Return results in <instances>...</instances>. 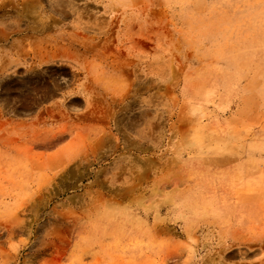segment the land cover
<instances>
[{
    "label": "rangeland",
    "instance_id": "rangeland-1",
    "mask_svg": "<svg viewBox=\"0 0 264 264\" xmlns=\"http://www.w3.org/2000/svg\"><path fill=\"white\" fill-rule=\"evenodd\" d=\"M0 42V264H264V0H0Z\"/></svg>",
    "mask_w": 264,
    "mask_h": 264
},
{
    "label": "bare ground",
    "instance_id": "bare-ground-1",
    "mask_svg": "<svg viewBox=\"0 0 264 264\" xmlns=\"http://www.w3.org/2000/svg\"><path fill=\"white\" fill-rule=\"evenodd\" d=\"M30 2L28 1L26 4H28L29 6H30V4H29ZM16 5H17V3H16ZM5 8V7H4ZM58 17V16H57ZM47 18V17H46ZM60 19V18H59ZM45 31V30H44ZM34 32V31H33ZM46 33V32H45ZM42 35V34H41ZM30 38V37H29ZM44 39V38H43ZM21 41V40H20ZM32 41V40H31ZM3 42V41H2ZM1 43V42H0ZM1 50V49H0ZM45 51V50H44ZM49 51V50H48ZM53 51V50H52ZM42 52V51H41ZM51 52V51H50ZM55 52V51H54ZM47 53V52H46ZM52 53V52H51ZM36 54V53H35ZM34 54V55H35ZM41 54V53H40ZM44 54H45V52H44ZM43 54V55H44ZM40 57V56H39ZM27 58V57H26ZM35 58V57H34ZM53 58V57H52ZM55 59V58H54ZM11 60V59H10ZM50 60V59H49ZM23 61V60H22ZM40 61V60H39ZM54 61V60H53ZM28 62V61H27ZM34 62V61H33ZM48 62V61H47ZM40 63V62H39ZM17 64V63H16ZM12 65H14V64H12ZM20 68V67H19ZM15 69H17V68H15ZM117 69V68H116ZM115 69V70H116ZM118 69H120V67L118 68ZM12 70H14V69H12ZM29 71V70H28ZM117 71V70H116ZM120 71V70H119ZM32 72H34V71H32ZM9 73V72H8ZM14 73V72H13ZM73 73V72H72ZM117 73V72H116ZM5 75V74H4ZM9 75V74H8ZM14 75V74H13ZM19 75V74H18ZM2 76V75H1ZM35 76V75H34ZM34 76H33V78H34ZM133 77V76H132ZM131 77V78H132ZM142 77V76H141ZM6 78V77H5ZM28 78V77H27ZM123 78V77H122ZM14 79H16V77L14 78ZM72 79V78H71ZM121 79V78H120ZM141 79V78H140ZM18 80V79H17ZM147 80V79H146ZM145 80V81H146ZM7 82V81H6ZM138 82H140V81H138ZM154 84H156V83H154ZM40 85V84H39ZM29 86H31V85H29ZM29 86H27V87H29ZM125 86V85H124ZM125 87H127V86H125ZM54 89V88H53ZM59 89V88H58ZM21 90V89H20ZM22 90H24V89H22ZM27 90V89H26ZM55 90H56V87H55ZM77 90V89H76ZM75 90V91H76ZM33 91V90H32ZM32 91H30V92H32ZM59 91V90H58ZM151 91H152V89H151ZM34 92V91H33ZM102 92V91H101ZM126 92V91H125ZM73 93V92H72ZM76 93V92H75ZM103 93V92H102ZM136 93V92H135ZM35 94V93H34ZM67 94H68V92H67ZM84 94H86V93H84ZM38 95V94H37ZM69 95V94H68ZM99 95V94H98ZM35 96V95H34ZM151 96V95H150ZM39 97V96H38ZM101 97V96H100ZM90 98V97H89ZM129 98V97H128ZM21 99H22V97H21ZM28 99V98H27ZM88 99V98H87ZM104 100V99H103ZM102 100V101H103ZM123 100V99H122ZM58 101V100H57ZM62 101V100H61ZM104 102V101H103ZM106 102V101H105ZM41 103V102H40ZM51 103V102H50ZM49 103V104H50ZM87 103V102H86ZM90 103V102H89ZM56 104V103H55ZM60 103L58 102V105H59ZM28 105V104H27ZM48 105V104H47ZM91 105V104H90ZM100 105V104H99ZM120 105V104H119ZM88 106V105H87ZM37 107V106H36ZM43 107V106H42ZM101 107V106H100ZM111 107V106H110ZM151 107V106H150ZM149 107V108H150ZM60 108V107H59ZM86 108V107H85ZM98 108V107H97ZM58 109V108H57ZM63 109V108H62ZM101 109V108H100ZM152 109V108H151ZM49 110V109H48ZM59 110V109H58ZM98 110V109H97ZM104 110V109H103ZM122 110H123V108H122ZM2 111V110H1ZM38 111V110H37ZM52 111V110H51ZM54 111V110H53ZM52 111V112H53ZM86 111V110H85ZM95 112V111H94ZM115 112V111H114ZM38 113V112H37ZM90 113V112H89ZM91 113H92V111H91ZM99 113V112H98ZM57 114H58V112H57ZM60 115V114H59ZM93 115V114H92ZM103 115V114H102ZM154 116V115H153ZM65 117V116H64ZM116 117V116H115ZM42 118V117H41ZM84 118V117H83ZM154 118V117H153ZM110 119V118H109ZM79 120H81V119H79ZM113 120V119H112ZM109 121V120H108ZM150 123V122H149ZM148 123V124H149ZM153 126V125H152ZM149 132H150V129H149ZM249 245V244H248ZM227 248V247H226ZM242 248V247H241ZM244 249H246V248H244ZM247 250V249H246ZM249 250V249H248ZM236 251V250H235ZM234 251V252H235ZM233 251H231V253H232ZM234 252H233V254H234ZM238 252V251H237ZM216 254V253H215ZM214 255V254H213ZM249 255V254H248ZM215 256V255H214ZM218 256V255H217ZM243 257V256H242ZM219 258V257H218ZM217 259V258H216ZM218 260H220V259H217V262H218ZM222 260H223V258H222ZM237 260V259H236ZM242 260V259H241ZM261 261H263V260H261ZM220 263V262H219ZM225 263H226V261H225ZM263 263V262H262Z\"/></svg>",
    "mask_w": 264,
    "mask_h": 264
}]
</instances>
